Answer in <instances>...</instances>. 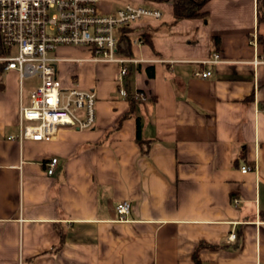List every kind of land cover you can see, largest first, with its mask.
Returning a JSON list of instances; mask_svg holds the SVG:
<instances>
[{
    "label": "crops",
    "instance_id": "obj_1",
    "mask_svg": "<svg viewBox=\"0 0 264 264\" xmlns=\"http://www.w3.org/2000/svg\"><path fill=\"white\" fill-rule=\"evenodd\" d=\"M125 3L162 12L115 31L130 44L117 55L134 59L123 84L146 96L131 115L118 65L78 61L87 50L63 45L54 52L60 84L95 91V123L20 140L19 106L37 78L20 83L0 61V264H195V255L199 264H264L257 0H207L203 16L178 20L168 0H98V10ZM122 200L130 209L119 218Z\"/></svg>",
    "mask_w": 264,
    "mask_h": 264
},
{
    "label": "built area",
    "instance_id": "obj_2",
    "mask_svg": "<svg viewBox=\"0 0 264 264\" xmlns=\"http://www.w3.org/2000/svg\"><path fill=\"white\" fill-rule=\"evenodd\" d=\"M161 17L162 12L157 7L132 3H125L113 12L101 13L98 0H0V61L3 69L15 70L20 83L26 77L37 78V84L19 106L17 138L51 140L61 126L89 129L95 123V91L77 83L69 87L60 84L57 76L59 58L54 55L59 46L86 49L89 56L78 61L116 63L119 67L117 93L125 98L132 96L138 102L145 100L143 93L129 92L123 84L128 64L134 59L117 55L115 31L143 18L158 20ZM211 61H220L216 52ZM195 74L207 77L210 71ZM56 163L55 157L45 162L47 174L54 172ZM249 169L248 165L240 168L242 172ZM129 209L128 200H122L114 207L119 218Z\"/></svg>",
    "mask_w": 264,
    "mask_h": 264
},
{
    "label": "trees",
    "instance_id": "obj_3",
    "mask_svg": "<svg viewBox=\"0 0 264 264\" xmlns=\"http://www.w3.org/2000/svg\"><path fill=\"white\" fill-rule=\"evenodd\" d=\"M168 1H170L172 4L174 20H178L182 18H196V17H201L205 14L202 8L207 0H168ZM257 3L259 6L257 18L261 20L264 17L263 0H257ZM120 29L122 34L126 31L125 27ZM144 40H147L145 36H144ZM129 45L130 44L128 39L125 36L121 35L117 38L116 50L129 55V50H128ZM128 100L130 103V109L127 115H131V113L133 112V105H134L133 103L135 100L133 99L132 96H129ZM147 151H148V145L145 148H142L143 153H147ZM194 263L199 264V260L196 258V255L194 256Z\"/></svg>",
    "mask_w": 264,
    "mask_h": 264
},
{
    "label": "rangeland",
    "instance_id": "obj_4",
    "mask_svg": "<svg viewBox=\"0 0 264 264\" xmlns=\"http://www.w3.org/2000/svg\"><path fill=\"white\" fill-rule=\"evenodd\" d=\"M25 81H28V80H25ZM26 83V82H25Z\"/></svg>",
    "mask_w": 264,
    "mask_h": 264
}]
</instances>
